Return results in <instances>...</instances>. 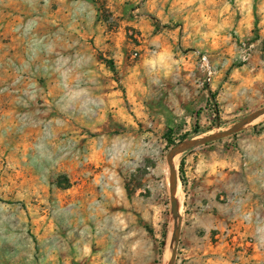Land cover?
<instances>
[{
	"label": "rangeland",
	"instance_id": "374dc122",
	"mask_svg": "<svg viewBox=\"0 0 264 264\" xmlns=\"http://www.w3.org/2000/svg\"><path fill=\"white\" fill-rule=\"evenodd\" d=\"M50 6L69 24L19 30L0 64V264H166L167 153L264 106V0ZM173 163V264H264V116ZM196 195L215 207L197 217Z\"/></svg>",
	"mask_w": 264,
	"mask_h": 264
},
{
	"label": "crops",
	"instance_id": "0c3cea01",
	"mask_svg": "<svg viewBox=\"0 0 264 264\" xmlns=\"http://www.w3.org/2000/svg\"><path fill=\"white\" fill-rule=\"evenodd\" d=\"M62 9L63 11L60 12ZM50 11V0L44 3L37 2L36 0H0V64L5 60L11 62L13 59V61H15L18 51L16 47L19 46L18 42H24L26 40L25 37L19 34V30L30 27L32 32H28V35H35L38 33L39 29L41 32H44L43 28L53 23L54 20L57 19L59 12L63 23L69 24V13L65 14L63 7H58L55 9L54 13ZM73 30L76 32V34L73 33L72 40L74 44L76 42L80 43V26L77 24L76 27L75 23H73ZM47 35L48 34L45 36ZM42 37L44 38L43 35ZM9 70L12 73L14 68L9 66ZM202 198L203 197H199L196 200L194 199L196 205L193 207V210L197 217L208 214V209L212 206L215 207V204L210 202V207L207 208L208 205H203L205 201Z\"/></svg>",
	"mask_w": 264,
	"mask_h": 264
},
{
	"label": "water",
	"instance_id": "95a60500",
	"mask_svg": "<svg viewBox=\"0 0 264 264\" xmlns=\"http://www.w3.org/2000/svg\"><path fill=\"white\" fill-rule=\"evenodd\" d=\"M264 116V106L249 113L242 119H240L237 123L232 125L231 127L210 133L208 135L202 137H194L190 139L183 140L177 144H175L167 153L166 161L169 170V201H170V212L173 218V229L171 232L170 238V253L166 264H173L175 260L176 250L178 247L179 236H180V228H181V214L179 212V204L177 201V187H178V177L177 171L174 167V159L185 152L208 144L210 142H214L220 140L222 138L228 137L232 134L237 133L241 129L253 123L255 120Z\"/></svg>",
	"mask_w": 264,
	"mask_h": 264
},
{
	"label": "built area",
	"instance_id": "2783aa9c",
	"mask_svg": "<svg viewBox=\"0 0 264 264\" xmlns=\"http://www.w3.org/2000/svg\"><path fill=\"white\" fill-rule=\"evenodd\" d=\"M253 52V44H247V43H240L238 46V59L240 62L247 61ZM136 55V53H134ZM200 64L203 71L204 79L206 82H210L211 79L214 77L216 70L212 63L210 62V59L207 54L201 53L200 57Z\"/></svg>",
	"mask_w": 264,
	"mask_h": 264
},
{
	"label": "trees",
	"instance_id": "16d2710c",
	"mask_svg": "<svg viewBox=\"0 0 264 264\" xmlns=\"http://www.w3.org/2000/svg\"><path fill=\"white\" fill-rule=\"evenodd\" d=\"M195 132H197V131H195ZM181 162H182V161H180V164H181Z\"/></svg>",
	"mask_w": 264,
	"mask_h": 264
}]
</instances>
